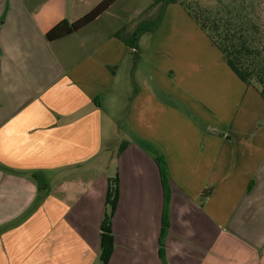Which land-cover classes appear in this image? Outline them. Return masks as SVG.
Returning a JSON list of instances; mask_svg holds the SVG:
<instances>
[{
  "label": "crops",
  "instance_id": "crops-1",
  "mask_svg": "<svg viewBox=\"0 0 264 264\" xmlns=\"http://www.w3.org/2000/svg\"><path fill=\"white\" fill-rule=\"evenodd\" d=\"M102 1L0 0V264H264L259 90L177 4L137 59L115 35L153 0L48 40Z\"/></svg>",
  "mask_w": 264,
  "mask_h": 264
},
{
  "label": "trees",
  "instance_id": "trees-1",
  "mask_svg": "<svg viewBox=\"0 0 264 264\" xmlns=\"http://www.w3.org/2000/svg\"><path fill=\"white\" fill-rule=\"evenodd\" d=\"M117 0H103L91 12L76 22L63 21L47 35L54 41L71 35L96 20ZM180 5L197 25L207 34L212 44L219 49L225 62L237 77L247 85L256 87L264 99V31L254 22L250 6L233 7L226 4L221 9L204 8L199 3L189 4L183 0H153L150 7L137 13L131 20L134 28L121 29L115 37L133 50L135 59L139 56V41L145 34L155 33L161 26L166 10L171 5ZM123 149V148H122ZM121 149V151H122ZM161 181L164 190V209L162 216V235L169 228V179L164 163H159ZM117 187L109 193L107 205L110 212L101 227V258L105 263L113 251L111 222L117 203ZM162 251V249L160 250Z\"/></svg>",
  "mask_w": 264,
  "mask_h": 264
},
{
  "label": "rangeland",
  "instance_id": "rangeland-1",
  "mask_svg": "<svg viewBox=\"0 0 264 264\" xmlns=\"http://www.w3.org/2000/svg\"><path fill=\"white\" fill-rule=\"evenodd\" d=\"M189 4L199 3L204 8L221 9L226 4H233V7L239 8L242 6H250L252 20L257 22L260 28L264 31V0H183Z\"/></svg>",
  "mask_w": 264,
  "mask_h": 264
}]
</instances>
